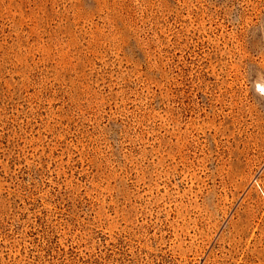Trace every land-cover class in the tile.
Returning a JSON list of instances; mask_svg holds the SVG:
<instances>
[{"label":"rangeland","instance_id":"rangeland-1","mask_svg":"<svg viewBox=\"0 0 264 264\" xmlns=\"http://www.w3.org/2000/svg\"><path fill=\"white\" fill-rule=\"evenodd\" d=\"M264 0H0V264H264Z\"/></svg>","mask_w":264,"mask_h":264},{"label":"clouds","instance_id":"clouds-1","mask_svg":"<svg viewBox=\"0 0 264 264\" xmlns=\"http://www.w3.org/2000/svg\"><path fill=\"white\" fill-rule=\"evenodd\" d=\"M260 91H262V92H264V88H262V89H259Z\"/></svg>","mask_w":264,"mask_h":264}]
</instances>
